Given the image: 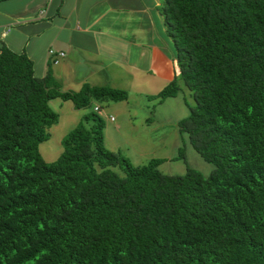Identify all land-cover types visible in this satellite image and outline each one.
Listing matches in <instances>:
<instances>
[{
  "label": "trees",
  "instance_id": "1",
  "mask_svg": "<svg viewBox=\"0 0 264 264\" xmlns=\"http://www.w3.org/2000/svg\"><path fill=\"white\" fill-rule=\"evenodd\" d=\"M181 87L176 120L213 168L165 173L164 157L132 164L103 142L93 110L38 150L57 120L48 101L79 108L126 91L61 89L24 51L0 46V264H264V0H160Z\"/></svg>",
  "mask_w": 264,
  "mask_h": 264
},
{
  "label": "crops",
  "instance_id": "2",
  "mask_svg": "<svg viewBox=\"0 0 264 264\" xmlns=\"http://www.w3.org/2000/svg\"><path fill=\"white\" fill-rule=\"evenodd\" d=\"M159 3L0 0V46L24 51L33 73L41 76L49 69L61 88L107 85L143 93L149 99L177 70ZM48 48L64 54L52 63ZM169 97L179 100L178 94Z\"/></svg>",
  "mask_w": 264,
  "mask_h": 264
},
{
  "label": "rangeland",
  "instance_id": "3",
  "mask_svg": "<svg viewBox=\"0 0 264 264\" xmlns=\"http://www.w3.org/2000/svg\"><path fill=\"white\" fill-rule=\"evenodd\" d=\"M182 89L183 92H176L181 106L178 105L179 100H172L169 96L159 101L128 90L123 99L93 100L79 108L73 107L68 99L51 98L48 103L57 112V120L47 128L48 137L39 142L38 150L44 160L55 159L62 149L61 137L97 103L100 108L93 111L103 120V142L107 148L112 147L132 164L145 163L152 157H164L165 160L157 167L165 173H182L188 166L206 175L213 164L195 151L187 134L178 131L176 126V120L188 113L187 105L193 104L190 90ZM110 115L112 120H109Z\"/></svg>",
  "mask_w": 264,
  "mask_h": 264
},
{
  "label": "built area",
  "instance_id": "4",
  "mask_svg": "<svg viewBox=\"0 0 264 264\" xmlns=\"http://www.w3.org/2000/svg\"><path fill=\"white\" fill-rule=\"evenodd\" d=\"M47 54L49 56L51 55V62L55 63L58 61L59 56L63 55L64 52L63 51H54L52 48H48ZM99 108H100V106L97 103L93 104V110H98ZM109 118L112 119L113 117L110 115Z\"/></svg>",
  "mask_w": 264,
  "mask_h": 264
},
{
  "label": "bare ground",
  "instance_id": "5",
  "mask_svg": "<svg viewBox=\"0 0 264 264\" xmlns=\"http://www.w3.org/2000/svg\"><path fill=\"white\" fill-rule=\"evenodd\" d=\"M113 117V116H112ZM113 119V118H112ZM112 119H110V120H112Z\"/></svg>",
  "mask_w": 264,
  "mask_h": 264
}]
</instances>
